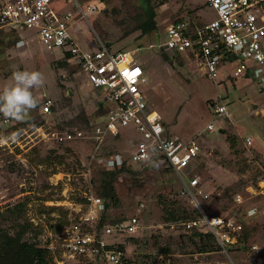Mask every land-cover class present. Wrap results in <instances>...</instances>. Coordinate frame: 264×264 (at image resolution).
I'll use <instances>...</instances> for the list:
<instances>
[{
    "label": "rangeland",
    "instance_id": "1",
    "mask_svg": "<svg viewBox=\"0 0 264 264\" xmlns=\"http://www.w3.org/2000/svg\"><path fill=\"white\" fill-rule=\"evenodd\" d=\"M148 1L156 11L158 29L150 35H141L136 27L143 0H77L86 11L96 7L86 15L78 13L75 0H59L52 9L74 14L70 33L83 50L95 51L102 42L113 52H132L142 63L149 77L145 93L169 134L196 140L202 147L194 171H189L200 177V187L209 195V199L198 195L199 204L208 215L243 223L245 237L243 245L228 253L217 248L198 253L189 239L192 234L181 224L199 218L193 214L198 208L182 194L177 173L156 159L132 164L115 181L119 203L107 210V222L139 216L140 229L107 240L124 245L127 264H264V93L250 77L234 76L237 63L225 64L213 81L194 59L164 57L148 49L164 42L170 22L201 24L215 17L207 0ZM24 70L40 71L45 83L35 90L40 102L25 122L10 119L5 124L0 115V137L19 132L17 142L0 144V227L13 232L15 224L29 222L41 232L36 241L44 246L68 225L70 204L80 205L90 191L100 197L106 159L117 152L130 158L140 136L125 128L120 139L107 135L103 143L97 142L93 137L102 124L98 108L105 91L93 89L59 53L47 51L36 31L0 33V91L13 83L14 72ZM47 100L53 107L43 115L40 109ZM221 101L228 105L232 120L214 113ZM209 124H214V133L206 130ZM76 131L85 138L60 142L55 135ZM248 137L252 146L245 143ZM231 138L236 139L235 148ZM20 204H25L20 216L4 219L7 209Z\"/></svg>",
    "mask_w": 264,
    "mask_h": 264
},
{
    "label": "built area",
    "instance_id": "2",
    "mask_svg": "<svg viewBox=\"0 0 264 264\" xmlns=\"http://www.w3.org/2000/svg\"><path fill=\"white\" fill-rule=\"evenodd\" d=\"M57 1L0 0V33L36 31L47 51L60 52L61 59L76 68L93 89L105 91L101 101L108 113L93 137L97 142L103 143L107 135L122 136L125 128H132L139 134L131 157L126 159L120 154L108 157L106 170H114L126 163L146 164L154 159L167 163L180 179L182 194L192 199L200 213L199 218L182 221L184 231L212 234L225 253L232 247L243 245V223L234 218L208 215L199 204L198 195L206 199L209 195L201 189L200 177L190 176L189 171H194L201 145L196 140L183 141L169 134L160 112L150 105L145 93L149 77L142 63L132 52H113L102 42L95 51L83 50L70 33L74 14L55 12L52 5ZM207 5L215 14L213 19L201 24L170 22L163 33L164 42L147 48L169 57L194 59L213 81L219 77L225 64L237 63L234 76L250 77L264 93V0H207ZM77 7L78 13L83 15L96 10L93 6L86 11L78 2ZM52 107L53 101L47 100L40 112L47 115ZM214 113L218 118L232 120L233 117L223 101L215 105ZM3 122L9 124L10 119L5 118ZM206 130L214 133L216 128L209 124ZM55 135L60 142L85 138L82 131L60 137ZM245 143L252 146V138H246ZM237 201H241L240 196ZM70 205L68 225L56 235V242L51 239L45 244L54 264H127L126 249L121 248L124 245L109 243L107 239L136 234L140 229L139 216L114 224L106 222L101 226L105 202L91 191L85 193L83 203ZM144 207L142 204L141 209Z\"/></svg>",
    "mask_w": 264,
    "mask_h": 264
},
{
    "label": "trees",
    "instance_id": "3",
    "mask_svg": "<svg viewBox=\"0 0 264 264\" xmlns=\"http://www.w3.org/2000/svg\"><path fill=\"white\" fill-rule=\"evenodd\" d=\"M143 2L145 3V5H143L144 11L142 14L138 15L136 27L141 32V35H150L158 30L156 21L157 15L155 9L150 5L148 0H143ZM161 55L167 57L164 53H161ZM64 62L65 61H63V63ZM98 110L100 113L103 112V114H100L101 122H103L108 113V109L105 106H99ZM114 138L120 139L121 136ZM228 140L232 141V147L235 148L236 139L231 138ZM116 154L121 153H113L111 156ZM154 160L156 161V159ZM129 166L131 165L126 163L120 167H116L114 170H107L102 174L103 178L99 195L105 202L106 211L103 215V219L101 220V226L108 221L107 210L111 204L117 205L119 203L114 183L122 173L130 171ZM24 207L25 204H20L12 209H7L6 213L3 215L4 219L7 220L16 215L20 216L19 214H22ZM193 214H198L200 216L197 209L193 212ZM193 214H190V216L192 217ZM171 215L174 218L176 217L173 213ZM186 218L188 217H185V219ZM13 228L14 230L12 232L11 229L0 227V264H54L53 257L50 251L45 247V244L42 246L36 241L41 232L37 230V228H34L33 224L29 222L21 224L17 223ZM61 229V227L58 228L56 232H59ZM29 233L34 235L32 239L26 238ZM189 239L194 247H196L195 249L198 253L213 252L216 248L221 250L216 238L212 234L194 233L189 237ZM119 246L121 247V245ZM121 248L125 247L122 246Z\"/></svg>",
    "mask_w": 264,
    "mask_h": 264
},
{
    "label": "clouds",
    "instance_id": "4",
    "mask_svg": "<svg viewBox=\"0 0 264 264\" xmlns=\"http://www.w3.org/2000/svg\"><path fill=\"white\" fill-rule=\"evenodd\" d=\"M11 79L13 83L6 85L0 91V115L23 123L40 102L35 90L43 87L45 77L40 71L24 70L14 72ZM18 139L19 132H14L7 137H0V144L9 140L17 142Z\"/></svg>",
    "mask_w": 264,
    "mask_h": 264
},
{
    "label": "crops",
    "instance_id": "5",
    "mask_svg": "<svg viewBox=\"0 0 264 264\" xmlns=\"http://www.w3.org/2000/svg\"><path fill=\"white\" fill-rule=\"evenodd\" d=\"M17 32H18V31H17ZM49 52H50V51H49ZM57 53H59V54H60V52H57ZM60 58H62V57H61V54H60ZM61 60H62V61H65V60H63V59H61ZM65 62H66V61H65ZM66 64H67L68 66H71V67H73L72 65H70V64H69V63H67V62H66ZM73 68H74V67H73ZM99 105H100V106H103L104 104L102 105V101H100ZM221 131H222V130H221ZM222 133H223V131H222ZM201 150H202V147H201ZM200 154H201V153H200Z\"/></svg>",
    "mask_w": 264,
    "mask_h": 264
},
{
    "label": "water",
    "instance_id": "6",
    "mask_svg": "<svg viewBox=\"0 0 264 264\" xmlns=\"http://www.w3.org/2000/svg\"><path fill=\"white\" fill-rule=\"evenodd\" d=\"M102 105H103V103H102ZM221 133H222V131H220Z\"/></svg>",
    "mask_w": 264,
    "mask_h": 264
}]
</instances>
